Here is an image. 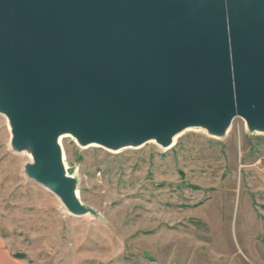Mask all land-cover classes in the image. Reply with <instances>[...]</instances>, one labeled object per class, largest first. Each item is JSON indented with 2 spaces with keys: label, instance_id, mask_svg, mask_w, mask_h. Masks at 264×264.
<instances>
[{
  "label": "water",
  "instance_id": "water-1",
  "mask_svg": "<svg viewBox=\"0 0 264 264\" xmlns=\"http://www.w3.org/2000/svg\"><path fill=\"white\" fill-rule=\"evenodd\" d=\"M0 114L24 175L74 217L61 139L170 148L188 129L264 134V0H0ZM227 131V132H226Z\"/></svg>",
  "mask_w": 264,
  "mask_h": 264
},
{
  "label": "rangeland",
  "instance_id": "rangeland-1",
  "mask_svg": "<svg viewBox=\"0 0 264 264\" xmlns=\"http://www.w3.org/2000/svg\"><path fill=\"white\" fill-rule=\"evenodd\" d=\"M0 114V234L33 264H254L264 259V134L240 118L219 138L201 129L168 149L111 151L61 139L80 201L70 216L24 175ZM262 244V245H261ZM249 260V261H248ZM264 264V260L255 262Z\"/></svg>",
  "mask_w": 264,
  "mask_h": 264
},
{
  "label": "crops",
  "instance_id": "crops-1",
  "mask_svg": "<svg viewBox=\"0 0 264 264\" xmlns=\"http://www.w3.org/2000/svg\"><path fill=\"white\" fill-rule=\"evenodd\" d=\"M262 243L263 245L262 244L261 245L264 247V242ZM256 254L259 257H262L257 252H255L253 255V258L255 261L250 260V262L254 264L255 262H258V260L260 262L264 260V259H261V260L258 259ZM0 264H33V263H31L29 260L25 258L17 257L16 252L12 249L10 245L9 239H7L6 237H3L0 234Z\"/></svg>",
  "mask_w": 264,
  "mask_h": 264
},
{
  "label": "bare ground",
  "instance_id": "bare-ground-1",
  "mask_svg": "<svg viewBox=\"0 0 264 264\" xmlns=\"http://www.w3.org/2000/svg\"><path fill=\"white\" fill-rule=\"evenodd\" d=\"M2 116H3V115H2ZM3 117H4V116H3ZM4 119H5V121H6V127H7V130H8V132H9L10 130H9V126H8L7 120H6L5 117H4ZM188 130H191V129H188ZM228 130H229V129H228ZM228 130H227V131H228ZM185 131H187V130H185ZM185 131H184V132H185ZM227 131H226V132H227ZM180 134H182V133H180ZM180 134H179V135H180ZM9 135H10V132H9ZM179 135H176V136L172 137L171 142H172L173 144H174L176 138H177ZM72 140H73V139H72ZM16 153H18V154H22V155L26 156V157L28 158V160H30V153H29L28 149H25V150H23V151L16 152ZM88 216H90V215H88Z\"/></svg>",
  "mask_w": 264,
  "mask_h": 264
},
{
  "label": "trees",
  "instance_id": "trees-1",
  "mask_svg": "<svg viewBox=\"0 0 264 264\" xmlns=\"http://www.w3.org/2000/svg\"><path fill=\"white\" fill-rule=\"evenodd\" d=\"M18 257V256H17Z\"/></svg>",
  "mask_w": 264,
  "mask_h": 264
}]
</instances>
